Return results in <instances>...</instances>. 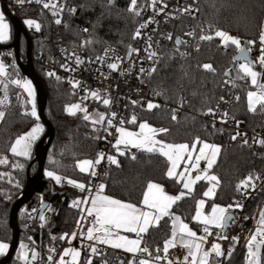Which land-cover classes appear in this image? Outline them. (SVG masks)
<instances>
[{"label":"trees","instance_id":"obj_1","mask_svg":"<svg viewBox=\"0 0 264 264\" xmlns=\"http://www.w3.org/2000/svg\"><path fill=\"white\" fill-rule=\"evenodd\" d=\"M69 1L76 9L67 15L68 25L63 30L69 46L93 40L91 44H83L92 53L100 52L107 44L125 49L131 46L140 14L135 15L127 10L130 0H114L111 5L108 0ZM148 1L138 0L137 10L140 12ZM34 12L33 9L22 10L18 16L23 20L26 15L34 16ZM5 19L10 23L7 17ZM185 21L195 32L194 36H190L191 43L174 44L172 49L164 53L156 67L157 71L152 72L148 80L149 94H155L161 103L158 104L160 107L140 110L137 122L127 126L136 130L140 123L146 121L157 129L168 128V133H158L157 136L171 144L192 145L197 137L200 141L217 143L221 152L211 171L220 183L214 197L208 199L207 205L217 203L228 206L237 200L241 192V189L237 191V185L242 180L249 174L255 177L264 172V150L252 139H248L247 145L240 137L233 140L234 134L229 127L217 126L201 114L208 108L214 109L224 103L226 98H231L232 101L226 105L227 109L235 117L244 120L248 129H255L264 128V113L259 110L256 113L248 111L247 93L254 86L250 79L239 78L242 73H238V63L233 59L238 52L235 46L225 47L220 38L200 41L199 36L208 34V26L212 25L213 29L224 30L244 42L259 40L261 25L264 24V0H199L198 15ZM84 28L89 31H81ZM201 29L204 30L203 33ZM13 37L14 29L11 25V37L4 43H10ZM31 43L32 51L39 50L43 45L41 41L32 40ZM19 50L21 58L25 60L28 42L23 35ZM181 53L187 55L182 56ZM252 55L256 61L257 54ZM33 64L47 93L45 114L54 128V138L47 152L45 168L59 173L63 178L84 182L86 189L81 191L67 182L57 183L54 178L45 175L37 192L18 212L19 242L12 258L6 264L24 263L21 244L27 246L24 250L30 256L33 251L37 253L32 264H58L60 255L55 261H49L47 258L49 255L53 256L56 249L68 241L71 233L76 230L82 211L80 206L73 207V203L84 195L92 180L91 174L81 172L76 165L82 158L96 159L106 142L107 125L96 127L91 120L85 121L83 114L70 116L65 111L66 106L74 101L76 93L65 84L63 77L57 73L49 77L47 73L50 71L43 59L34 60ZM203 64H211L215 71H206L201 67ZM255 65L261 68L259 64ZM229 70L230 73L225 75ZM56 77L60 79L57 80ZM181 98L184 101L182 106ZM177 107H182L180 113L177 112ZM173 109L176 110L175 121L171 118ZM38 121L40 119L19 109L5 110L4 119L0 121V158L7 160L6 163L0 164V240L8 244L13 238L10 224L12 205L21 195L28 173L33 174L37 170L34 151L29 157H24L12 154L10 148L18 136L28 132ZM44 127L39 140L47 130L45 125ZM114 156L119 161V166L106 163L102 176L105 193L122 201L141 204L148 184L160 183L170 194L185 193L174 204L173 211L185 221L197 226L194 213L199 200L204 197L205 180H200L196 188L188 192L183 188L182 181L177 182V177L167 175L170 162L158 152L143 151L135 160H132L129 154L116 153ZM263 200L264 191L249 201L247 216L250 227L247 233L230 247L232 254L230 257L226 255L223 264H247V235L259 216ZM43 202H48V206L43 213L45 219L41 221L38 215ZM171 231V217L166 216L158 227L150 228L149 232L143 235L142 247L146 245L152 255H155L158 248H163ZM61 236L65 238L60 239ZM89 246L88 243H83L79 264H86L88 259L92 260V264H104L105 260L108 264H120V261L127 264L131 260L130 253L104 247H97L102 254L93 255Z\"/></svg>","mask_w":264,"mask_h":264},{"label":"snow or ice","instance_id":"obj_2","mask_svg":"<svg viewBox=\"0 0 264 264\" xmlns=\"http://www.w3.org/2000/svg\"><path fill=\"white\" fill-rule=\"evenodd\" d=\"M37 3H40L41 0H36ZM19 3L23 4L24 0H19ZM114 3V0H108V4L111 5ZM137 3L138 0H130V5L128 7L129 12H133L135 15H139L140 12L137 10ZM157 0H151V5L153 8L156 7ZM44 9H53L52 15L57 16L58 11H63L62 7H59L58 3H51L50 0H44L43 2ZM167 7V5H164ZM69 12H75V8L68 9ZM158 11H163V8H160ZM184 12H191L190 8L183 9ZM99 22V21H98ZM25 24L28 25L29 28H35L36 31H40L41 25L37 23L33 19H27L24 21ZM57 25L62 23L61 19L57 18L55 20ZM146 27V24H141L140 28L136 30L134 37H139L141 35L140 29ZM209 33L208 34H201L199 36L200 41H212L214 38H220L222 44L225 47L229 45L235 46L238 50L239 55L234 57V61L238 63V73H242L239 77L240 79H249L253 86L256 87V91H249L247 93V107L248 111L252 113H256L258 110L261 113H264V76L261 73L254 70L255 64H258L261 67H264V47L260 50V55L257 58V61H253L249 59V54L251 52L250 47L242 46V41L230 35L228 32L221 30V29H213L212 25H209ZM81 31L87 33L89 31L88 28H84ZM203 29L201 32L203 33ZM189 36H194L195 32L187 33ZM168 39H172L171 34L168 35ZM10 39V25L5 21L4 14L0 12V42H7ZM150 39V38H149ZM260 43L264 45V24L261 25V32H260ZM93 40H85L82 42L83 44H91ZM176 44L181 45L184 44L185 41L181 40L179 37H176ZM246 45H254L255 41L249 40L244 42ZM151 47V44L148 46ZM197 51L199 50V44L196 46ZM111 51V49H105V55ZM138 49H130L129 55L131 52H138ZM11 53H9L10 55ZM72 55H75L73 53ZM182 56H186V53H181ZM157 57L156 52H150L148 55L149 59H153ZM98 61L102 60L101 57L96 58ZM243 61V62H240ZM83 61L77 56L76 63L79 65ZM12 67L14 68L15 65L13 64ZM62 67L67 68L66 65H62ZM108 67L112 70H116L118 68L117 63H109ZM201 67L206 71H215L211 64H203ZM141 72L145 70L143 68L140 69ZM156 67H153L150 70L151 72H156ZM231 71V70H229ZM10 74L5 64L0 61V77H4L8 80L9 83L15 84L17 87H21L27 93V96L30 98V102L32 104L30 115L32 117H36L39 119L36 110L35 104V90L32 86L30 80L27 79H17L11 80L9 77ZM49 77L55 76L54 72L47 73ZM225 75H228L226 72ZM59 80V77H56ZM80 82L75 81L72 82V87L76 88L79 87ZM5 89L7 88V84L4 85ZM159 95L160 93H156ZM90 95L95 99H100V95L98 92L93 91ZM7 97L4 100H0V106L4 105L6 102ZM19 99V97H18ZM87 99V97H84ZM239 99V97H237ZM223 100V97H221ZM104 105H110L111 101L108 98L103 99ZM133 104H137V101H132ZM181 106L183 105L184 101L181 98ZM160 107L158 104H154L151 101L147 103V110H152L155 108ZM65 111L70 116H76L78 112L84 113L83 119L88 121L92 119L87 114V108L82 107L80 103H75L66 106ZM172 120H176V110H172ZM213 109L208 108V113H212ZM112 119L107 120L108 126H113V119L116 116V113H112ZM5 116L4 111H0V120H3ZM224 116H227V113H224ZM105 120V116L103 113H99L96 119H92L93 124L103 123ZM129 123L135 124L137 122V117L133 115L131 119L128 121ZM121 125L124 123L123 120L120 121ZM239 124V122H237ZM139 132H131L126 130L124 127H118L116 131L120 134L119 137L116 139L114 147L117 149L120 155H125V152L120 150V146L123 145L125 149L128 148H135L138 151H144L148 153H156L165 156L167 160L170 162L171 167L168 169L167 175L169 177H177V182L183 181V188L187 189L188 192L192 191V185H194L197 181L207 179L212 182V186L208 188L207 191L204 192V196L212 197L215 195V189L219 186V179L215 175H209L208 171L212 169L214 164L217 161V157L221 152V147L215 144H209L207 142L200 141L199 137L196 138V141L191 146L188 144H171L165 143L162 140L156 139L158 133H168V128H154L150 126L147 122H142L139 124ZM43 127L40 124H36L31 130L26 133L25 135L19 136L15 142L11 145L10 151L12 154L16 156H24L29 157L32 152L33 144L39 139L40 133L43 132ZM239 133L232 136V139L235 140ZM253 142L259 144L260 146L264 147V138L257 140L253 138ZM202 143L203 146L199 149V155L195 157V164L192 165V168H198L199 162L203 159L206 160V168L203 171L202 175H196L195 178H192L190 175L185 178V173L188 172V168L186 167L183 172L177 174L176 169L179 166V163L184 160L185 158L189 161L193 159L192 151L196 149V144ZM243 143L245 145L248 144V140L244 139ZM207 150V151H206ZM132 160H135L137 157L133 154L130 157ZM103 159H105L104 153H99L96 160H82L78 161L77 167L81 172H87L89 169H93L96 164H99ZM106 159L111 163L119 166V161L116 159L115 156H107ZM6 158H0V164L6 163ZM17 167H23L22 165H17ZM49 177H52L56 180L57 183L60 182V177L54 175L52 171L47 172ZM92 176H95V171L91 172ZM262 177L260 176H253L249 174L247 178L242 180L240 184L237 185V191L241 188L247 189L249 187L255 188V184L253 183L254 180H260ZM68 184H71L75 187H78L81 191L85 190V184L77 183L74 180L69 179ZM148 191L144 194L143 204L147 206L148 209L151 211H142L138 209L135 205L131 203H125L121 200L111 198L106 195H102L104 185L100 184L96 195L91 199L90 204L91 207L86 209L88 216H93L94 221L93 224L88 227L86 238L89 241H95L100 244L110 245L114 249H122L126 253L136 254V253H147L151 259H140L138 264H152V259L156 261H160L163 259H167V254L170 248H175L177 243L182 248L187 249V255L184 256L183 261L181 264H222L220 260L221 257H230L232 254V250L229 249L227 254L221 249V245L219 243H213L211 245L210 250H205L203 247V241L206 239V236L198 237L196 232L192 231L188 224L183 223L180 221V217L175 216L172 221V232L171 238L166 240L163 244L162 249H157V252L161 250L165 254L164 256L157 255L152 257L149 248L142 245L143 241V234L148 233L150 228L158 227L160 220L163 219L165 216H172L173 214L170 212L171 206L175 204L178 200H180L185 193L181 192L179 195L172 196L167 195L163 192V189L156 184L149 183ZM155 189V191H153ZM86 200L75 201L73 203V207H78L81 203H87ZM205 201L200 200L198 202V207L196 211V215L194 217L195 220L199 221L204 225L203 231L206 235H210V226H214L215 228L223 229L230 223L234 222L235 217L229 214V209L232 208H242L243 205L239 202H235L233 205H228L227 208L220 207L218 205H213L211 208V213L209 215H204L201 209L204 206ZM39 220H44V215H39ZM248 219V217H245ZM79 223V222H78ZM123 230L128 233H135L136 238L130 239L127 236L120 235V231ZM222 239H227L222 233L219 234ZM71 237L75 239L77 237V233H71ZM65 237L61 236L60 239H64ZM233 241H236V237L231 238ZM27 246L24 244L20 245L21 248V256L25 260H27V253L23 250ZM91 254H102L99 252L97 247L94 245H90ZM9 245L7 243L0 242V256H3L6 251L8 250ZM264 250V210L259 212V219L258 223L254 229V233L250 235V239L247 241V264H261V252ZM50 251H53L50 249ZM81 256V252L76 250L75 248H66L63 250V254L60 255L58 264H79L78 258ZM37 257V253L33 251L32 258L35 260ZM65 257H70V260H66ZM189 258H191L189 260ZM211 258V259H210ZM49 261H53V256L49 255L47 258ZM86 264H92V260L88 259ZM104 264H108V261L105 260ZM120 264H124L123 261H120ZM127 264H136L135 259L129 260ZM168 264H174V261L169 260Z\"/></svg>","mask_w":264,"mask_h":264},{"label":"built area","instance_id":"obj_3","mask_svg":"<svg viewBox=\"0 0 264 264\" xmlns=\"http://www.w3.org/2000/svg\"><path fill=\"white\" fill-rule=\"evenodd\" d=\"M6 2L11 12L17 17H19L18 13L22 10L33 9L35 11L34 16L26 15L23 20L19 17L29 34L30 40H34L35 42L41 41L43 43V45H41L42 48L40 47L39 50L31 52L32 61L43 59L50 72L60 74L63 77L65 84L76 93V97L71 104L80 103L82 107H86L87 114L90 117L95 116L99 110H103L107 113V117L104 121V125H107L106 142L104 148L100 152L105 154V159L99 164L96 175L92 176L89 190L93 192L102 184L104 167L106 163L109 162L106 157L114 156V154L119 153L114 147L116 139L120 135L116 129L118 127H124L126 130H131V128L127 126L129 124L128 121L133 115L138 117L140 110L146 109L149 101L154 104H161L155 97V94H149L148 91V80L152 74V72L149 74L150 70L153 67H157L164 53L172 49V46L176 44V37L185 41L186 45L191 43V37L187 35V33L194 32V30L188 26V22L185 23V20L198 15L199 0H157L155 8L152 7L151 0H149L140 9V20L136 30L140 28L141 24H146V27L140 29L141 35L133 38L131 46L125 49L107 44L97 53L88 51L82 46L81 42L73 46L67 44L63 35V30L68 25L67 15L70 13L68 9L73 8V4L69 0H50L51 3H58L59 7L63 8L62 12L58 11L57 16L52 15L53 9L43 8L42 5L44 0H41L40 3H37L36 0H24L23 4L19 3V0H6ZM164 5H167V7H164ZM160 8H163V11H158ZM185 8H190L191 12H184L183 9ZM26 18L38 21L41 25L40 31H36L35 28L27 27L24 24V19ZM57 18L62 21L60 25L55 23ZM169 34H171L172 39L167 38ZM241 41L242 44H244V41ZM149 44H151L150 48L148 47ZM247 47L251 48V53H256L258 55L263 45L257 40L254 45H247ZM105 49H111V51L105 55ZM130 49H138L139 51L131 52V55H129ZM150 52H156L157 57L149 59L148 55ZM9 53L11 54L9 55ZM73 53H75V55H72ZM77 56L83 61L79 65L76 63ZM97 57H101L102 60L98 61L96 59ZM0 61L5 64L7 71L12 74L9 79H27L31 81L35 90V104L39 117L35 85L31 78L21 69L17 61L14 47H0ZM23 61L27 62V58ZM113 62L118 64L116 70H112L108 67V64ZM13 64L15 65L14 68L12 67ZM62 65H66L67 68L62 67ZM141 68L145 71L141 72ZM75 81H79L80 84L79 87L73 88L72 82ZM5 84H7L6 89L4 87ZM93 91L99 93L100 99H95L90 95ZM5 97H7L6 102L4 105L0 106V108L6 111L19 109L30 115L32 104L24 89L9 83L4 77H0V100H4ZM84 97H87V99H84ZM104 98L110 99V105L103 104L102 101ZM132 101H137L138 103L133 104ZM231 101V98H226L225 102L214 108L212 113H208L207 110L201 115L217 126L225 125L229 127L234 135L239 133L237 137H240L242 141H244V139H252L253 141V138L257 140L264 138V128L257 127L255 129H248L244 120L235 117L227 109L226 105ZM177 109L178 113L182 111V107H177ZM113 112L116 113L113 119V126H108L107 120L112 119L111 114ZM78 113L84 115L82 112ZM224 113H227V116H224ZM121 120L124 121L122 125L120 123ZM237 122H239V124H237ZM261 148L264 150V147L261 146ZM120 150L130 156L133 154L137 156L139 153L143 152L135 148L125 149L123 145L120 146ZM205 163L206 161H203L202 165H205ZM202 173L203 170L201 168L192 171L193 176ZM258 176L262 178L253 181L255 188H241V192L235 202L241 203L243 207L229 209V212L234 214L235 220L230 223L227 231L223 233L227 239H222L218 232H211L210 235L206 236L204 242L205 250H210L211 245L218 242L219 236L221 249L227 254L234 242L231 238L236 237L240 239L247 233L250 227L249 220L245 219V217H248V203L264 191V172ZM62 181L66 183L65 178H63ZM234 203L229 205H233ZM262 203L264 207V200ZM93 221V216H88L87 213L82 215L77 226L78 232L76 240H80V233L82 231L86 232L88 227L93 224ZM62 247L63 245L53 253V261L59 257ZM187 251V249L182 248L180 245L172 248L171 255L174 264H181L184 256L187 255ZM161 253L162 251H156L155 255H152V257ZM131 258L135 259L136 264H138L140 259H151L147 253H136ZM225 258L226 256L220 258L222 264ZM190 259L191 258H189V260Z\"/></svg>","mask_w":264,"mask_h":264},{"label":"water","instance_id":"obj_4","mask_svg":"<svg viewBox=\"0 0 264 264\" xmlns=\"http://www.w3.org/2000/svg\"><path fill=\"white\" fill-rule=\"evenodd\" d=\"M2 4V8L5 14V17H7L14 29V37L10 43H4L0 42V47H9L12 46L16 50V57L17 61L21 67V69L26 73L31 80L33 81L36 91H37V103L39 108V119L44 123V125L47 127V130L43 137L39 140V142L36 144L35 150H34V161L37 163V170L35 173L31 174L28 173L25 186L23 187L21 195L17 198V200L13 203L11 208V214H10V224L13 229V238L9 244L8 251L0 258V264H6L10 261L12 258L18 242H19V234H20V226H19V220H18V212L20 208L26 204L32 196L37 192L38 187L42 183V181L45 178V162L47 158V152L49 149V146L51 144V141L54 138V128L50 120L45 114V108L47 104V93L43 86V83L41 81L40 76L38 75L33 61L31 57L32 52V43L29 37V34L24 27L21 19L17 17L15 14H13L6 2V0H0ZM24 35L26 37V40L28 42V55H27V62H24L20 56V50H19V44L21 35ZM248 41V40H247ZM242 46L247 45L244 43ZM239 55V52L236 53L235 57ZM249 59L254 61L253 55L250 52ZM243 62V61H240ZM230 71L228 72V74ZM48 206V202H43L42 206L39 211V215H43L45 209ZM230 215L234 216L232 212H229ZM38 215V217H39ZM230 224L227 225L225 228L222 229V233H225L227 229L229 228Z\"/></svg>","mask_w":264,"mask_h":264},{"label":"rangeland","instance_id":"obj_5","mask_svg":"<svg viewBox=\"0 0 264 264\" xmlns=\"http://www.w3.org/2000/svg\"><path fill=\"white\" fill-rule=\"evenodd\" d=\"M0 12H2L3 14H4V11H3V8H2V4H1V1H0ZM4 17H5V14H4ZM27 19H30V18H26V19H24V21L25 20H27ZM6 21V20H5ZM36 21V20H35ZM7 22V21H6ZM37 23H39L38 21H36ZM8 23V22H7ZM25 24V23H24ZM27 27H28V25L27 24H25ZM231 35V34H230ZM259 41H260V39H259ZM264 47V46H263ZM259 55H260V53L257 55V58L259 57ZM257 61V60H256ZM257 64H258V62H257ZM254 70L255 71H257V72H259V73H261L262 74V76H264V67H261V68H259V67H257L256 65L254 66ZM250 79V78H249ZM262 82H264V80H262ZM257 89H256V87L254 86V88L251 90V91H256ZM0 111H4L5 112V110L4 109H2V108H0ZM99 113H103L104 114V116H105V118L107 117V113L105 112V111H103V110H99V111H97V114L95 115V116H93V117H91L92 119H96L97 118V115L99 114ZM92 119H90L91 121H92ZM1 121V120H0ZM105 121V120H104ZM144 122H146V121H144ZM148 123V122H147ZM36 124H40L42 127H43V129L45 128L44 127V123L40 120V121H38V122H36ZM36 124H34V126L36 125ZM98 124V125H97ZM97 124H94V125H96V127H101V126H103L104 125V122L103 123H97ZM149 124V123H148ZM150 125V124H149ZM33 126V127H34ZM150 126H152V125H150ZM153 127V126H152ZM31 130V129H30ZM29 130V131H30ZM28 131V132H29ZM44 131V130H43ZM128 131H131V132H139L140 131V129L138 128V129H136V130H134V129H131V130H128ZM28 132H26V133H28ZM26 133H23L22 135H25ZM43 133V132H42ZM42 133H40V136H39V138L41 137V135H42ZM21 136V135H20ZM19 137V136H18ZM17 137V138H18ZM16 138V139H17ZM15 139V140H16ZM156 139H158V140H160L159 138H158V136H156ZM15 140H14V142H15ZM37 141H39V139L37 140ZM36 141V142H37ZM163 141V140H162ZM13 142V143H14ZM35 142V143H36ZM163 142H165V141H163ZM202 142H207V143H209V144H215V145H218L217 143H214V142H209V141H202ZM35 143L33 144V147H32V152L35 150ZM165 143H168V142H165ZM180 144H188V143H180ZM189 146H190V151H191V146L192 145H190V144H188ZM203 146V144L202 143H200V144H196V149L194 150V151H192V157H193V159L191 160V161H189V160H187L186 158L184 159V160H182L180 163H179V166H178V168L176 169V172H177V174H179L180 172H183L184 170H185V168L187 167L188 168V172L187 173H185V178H187V176L188 175H190L192 178H195V176H193L192 175V171L193 170H196V169H198V168H201L203 171H204V169L206 168V163H205V165H202V162L203 161H206V160H201L200 162H199V167L198 168H192V165L193 164H195V157L197 156V155H199V149L201 148ZM219 146V145H218ZM207 151V150H206ZM32 152H31V154H32ZM82 160H93V159H91V158H82V159H80L79 161H82ZM96 159H94L93 161H95ZM103 161V160H102ZM102 161L99 163V164H101L102 163ZM99 164H96L95 166H94V168L93 169H89V171H87V172H83V173H85V174H91V172L92 171H95V173L98 171V167H99ZM170 167H171V165H170ZM169 167V168H170ZM49 171H52V170H50L49 168H45L44 169V172H45V175L46 176H48L47 175V172H49ZM53 172V171H52ZM54 173V175H56V176H59L61 179H60V182L59 183H61V182H63L62 180H63V177L59 174V173H55V172H53ZM203 174V173H202ZM202 174H200V175H202ZM208 174L209 175H215L212 171H211V169L208 171ZM216 176V175H215ZM49 177V176H48ZM177 178H178V176H177ZM66 179V182L69 180V178H65ZM55 180V179H54ZM71 180H74V181H76L77 183H83V184H85L84 182H82V181H79V180H77V179H71ZM205 180V182H206V184H205V186H204V188H203V194H204V192L205 191H207L208 190V188L209 187H211L212 186V182H210L209 180H207V179H204ZM56 181V180H55ZM183 182V181H182ZM199 181H197L194 185H192V191L196 188V184L198 183ZM68 183V182H67ZM150 183H152L153 184V182H150ZM157 183V182H156ZM160 184V183H159ZM86 186V185H85ZM86 189V188H85ZM88 190H86L85 191V193H84V195L83 196H81V197H79L78 199H76L75 201H81V200H86V201H88L87 203H81L79 206L81 207V211H82V213L84 214V213H87L86 212V209L88 208V207H91V204H90V201H91V199L96 195V192H91L90 190H89V187L87 188ZM216 190V189H215ZM148 191V188H147V190H146V192ZM186 191H188L187 189H186ZM102 195H106V196H109V197H111V198H114V197H112V196H110V195H108L107 193H105V191L103 190V192L101 193ZM212 197H214V196H212ZM212 197H206V196H204L203 198H201V199H204V198H207V199H210V198H212ZM114 199H117V198H114ZM119 200V199H118ZM122 201V200H121ZM122 202H125V203H129V202H127V201H122ZM133 205H135V204H133ZM136 206V205H135ZM138 209H141V208H139L140 206H136ZM175 216H178L179 217V215H175ZM74 232H78V229L76 228V230L74 231ZM86 233H87V231L86 232H81L80 233V240H79V242L78 243H75V240H76V238L75 239H73L72 237H71V235L69 236V238H68V241H66L64 244H63V247H62V249H61V251H60V255H62L63 254V250L64 249H66V248H75L76 250H78V251H80L81 253H82V245H83V243H88L89 245H94L95 247H100V248H111V249H114V248H112L110 245H104V244H98L97 242H95V241H89L87 238H86ZM120 235H122V236H127V237H129L130 239H135L136 238V234L135 233H128V232H125V231H123V230H121L120 231ZM171 238V235H170V237L168 238V239H170ZM0 242H3V243H7V242H4V241H2V240H0ZM8 244V243H7ZM9 245V244H8ZM114 250H122V249H114ZM8 251V250H7ZM6 251V252H7ZM122 251H124V250H122ZM24 252L25 253H27V260H25L24 258V263L23 264H32V261H33V258H32V255L30 256L29 254H28V252L26 251V250H24ZM133 255H135V254H131V257H133ZM80 258H81V256L78 258V261L80 260ZM65 259L66 260H70L71 258L70 257H65ZM131 260H133L132 258H131Z\"/></svg>","mask_w":264,"mask_h":264},{"label":"crops","instance_id":"obj_6","mask_svg":"<svg viewBox=\"0 0 264 264\" xmlns=\"http://www.w3.org/2000/svg\"><path fill=\"white\" fill-rule=\"evenodd\" d=\"M6 20V19H5ZM7 21V20H6ZM8 22V21H7ZM8 24L10 25V23L8 22ZM10 37H11V25H10ZM264 46V45H263ZM153 184H156V185H159L162 189H163V192L165 193V194H167V195H172V196H176V195H173V194H170V193H168L165 189H164V187H163V185H161V184H159V183H156V182H153ZM97 190H95V191H93V192H96ZM153 191H155V189L153 190ZM200 200H204L205 201V203H204V206H203V208L201 209V211H202V213L204 214V215H209L210 213H211V208H212V206L213 205H218V206H220V207H225V208H227V206H225V205H222V204H217V203H215V204H212L211 206H208L207 205V202H208V199L207 198H204V199H200ZM199 200V201H200ZM131 204H133V203H131ZM136 206H140L139 208H141V210L142 211H151L150 209H148L147 208V206L146 205H144L143 204V201H142V203L141 204H135ZM173 206H174V204L171 206V209H170V212L173 214L172 216H169V217H171V225H172V221H173V218L175 217V215L177 214V213H174V211H173ZM262 210H264V207H262V209H261V211ZM196 211H197V209H196ZM82 215H83V213H82ZM82 215H81V217H82ZM178 215V214H177ZM195 215H196V212L194 213V217H195ZM166 217V216H165ZM164 217V218H165ZM179 217H180V221L181 222H183V223H186V224H188V226H189V228L192 230V231H194V232H196V234H197V236L198 237H200V236H207L205 233H204V231H203V228H204V225L202 224V223H200L199 221H197V220H195L194 219V221L196 222V224H197V226H194V225H192V224H190L189 222H187V221H185L184 219H182L181 218V216L179 215ZM258 219H259V216H258V218H257V220H256V222H255V224H254V226L250 229V231L248 232V237H247V241L250 239V235L251 234H253L254 233V229H255V227H256V225H257V223H258ZM80 220H81V218H80ZM162 220V219H161ZM160 220V221H161ZM80 222V221H79ZM172 232V231H171ZM210 232H218V233H222V229H219V228H215L214 226H210ZM223 234V233H222ZM144 235V234H143ZM219 236H218V242L217 243H219ZM168 240V239H167ZM239 239H237L234 243H232V245H235L236 244V242L238 241ZM204 242H205V240L203 241V247H204ZM98 244H100V243H98ZM105 245V244H104ZM177 245H179V243H177ZM231 245V246H232ZM142 246V245H141ZM246 247H247V242H246ZM171 249L172 248H170V250H169V252H168V254H167V259H163V260H160V261H156L155 259H152V264H168V261L169 260H172V255H171ZM160 256H164L165 254L163 253V251H162V253L161 254H159ZM157 256V255H156ZM155 257V256H154ZM211 259V258H210ZM246 261H247V250H246ZM261 264H264V250H262V252H261Z\"/></svg>","mask_w":264,"mask_h":264},{"label":"flooded vegetation","instance_id":"obj_7","mask_svg":"<svg viewBox=\"0 0 264 264\" xmlns=\"http://www.w3.org/2000/svg\"><path fill=\"white\" fill-rule=\"evenodd\" d=\"M23 35V34H22ZM22 35H21V39H22ZM24 36V35H23ZM25 37V36H24ZM21 39H20V42H21ZM25 39H26V37H25Z\"/></svg>","mask_w":264,"mask_h":264}]
</instances>
